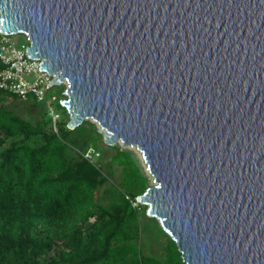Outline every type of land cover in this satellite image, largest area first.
Segmentation results:
<instances>
[{"label": "water", "instance_id": "1", "mask_svg": "<svg viewBox=\"0 0 264 264\" xmlns=\"http://www.w3.org/2000/svg\"><path fill=\"white\" fill-rule=\"evenodd\" d=\"M66 82V126L140 150L185 264H264V0H0Z\"/></svg>", "mask_w": 264, "mask_h": 264}, {"label": "trees", "instance_id": "2", "mask_svg": "<svg viewBox=\"0 0 264 264\" xmlns=\"http://www.w3.org/2000/svg\"><path fill=\"white\" fill-rule=\"evenodd\" d=\"M67 121L57 134L42 103L0 90V264H185L168 235L164 259L142 249V220L162 228L136 201L150 184L132 152L108 145V164L90 162L102 134Z\"/></svg>", "mask_w": 264, "mask_h": 264}, {"label": "built area", "instance_id": "3", "mask_svg": "<svg viewBox=\"0 0 264 264\" xmlns=\"http://www.w3.org/2000/svg\"><path fill=\"white\" fill-rule=\"evenodd\" d=\"M25 41L16 46L11 35L0 32V90L23 99L31 97L42 103L50 117L52 130L58 134L62 115L57 106L67 112L60 102L67 97V84L65 82L64 88L60 87L61 84L48 86L53 75L40 69L41 59L29 57L26 53L30 41L27 36ZM56 86L58 89L54 88ZM81 154L90 162L100 156V152L94 147H88Z\"/></svg>", "mask_w": 264, "mask_h": 264}, {"label": "rangeland", "instance_id": "4", "mask_svg": "<svg viewBox=\"0 0 264 264\" xmlns=\"http://www.w3.org/2000/svg\"><path fill=\"white\" fill-rule=\"evenodd\" d=\"M11 37H12V41L14 42V44L16 46H19L22 43L26 42L25 41L26 36L23 33H20V34L17 33V34L11 35ZM60 87H62V88L65 87V81H63L61 83ZM54 88L58 89V86H56ZM39 105L41 106V104H39ZM58 109H59V107H58ZM61 113H62L63 117H66L68 115V113L66 111H64L63 109H61ZM91 122H93V121H91ZM93 123H95V122H93ZM95 126L97 127L98 131L100 132L99 125L97 123H95ZM115 145H119L122 149H128L132 152V155L138 161V163L141 167V170L147 176V178L149 180V184L153 185L154 184L153 178L147 170L146 163L144 161V158H143L140 150L134 146H123L120 141H118L117 144H115ZM115 145H111V146H115ZM97 146H98L97 148H98V151L100 152L101 158L103 159L101 163L104 164V166H105L109 162V156L114 151L111 149L110 146H108L104 142V140H103V143L99 142ZM111 172H112L113 179L115 181H119V179H120L119 167L115 166ZM141 206H142L141 211L146 212L145 209L147 208V205L142 204ZM146 216H148V215L146 214ZM156 221H157L156 224H158L160 226V228H162L160 222L157 219H156ZM142 229H143V235L141 238V243H142V249H143L144 253L153 255L159 259H164V255H165L164 252L165 251L163 250V247L166 243L165 237L168 234L164 231L163 228L161 230L156 228L155 224L153 223V220H151L149 218L142 220Z\"/></svg>", "mask_w": 264, "mask_h": 264}]
</instances>
